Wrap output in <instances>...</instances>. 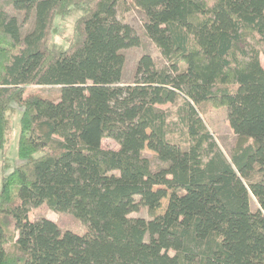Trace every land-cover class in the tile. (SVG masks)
I'll return each instance as SVG.
<instances>
[{
  "label": "trees",
  "instance_id": "obj_1",
  "mask_svg": "<svg viewBox=\"0 0 264 264\" xmlns=\"http://www.w3.org/2000/svg\"><path fill=\"white\" fill-rule=\"evenodd\" d=\"M9 4L33 25L0 5V264H264V0ZM130 9L166 65L145 54L123 84V50L141 45L119 18ZM58 18L74 19L67 47ZM213 107L237 136L230 156ZM42 205L83 232L32 221ZM143 208L151 219L131 217Z\"/></svg>",
  "mask_w": 264,
  "mask_h": 264
},
{
  "label": "rangeland",
  "instance_id": "obj_2",
  "mask_svg": "<svg viewBox=\"0 0 264 264\" xmlns=\"http://www.w3.org/2000/svg\"><path fill=\"white\" fill-rule=\"evenodd\" d=\"M10 0H0V5L4 7L10 14L16 16L23 26V32H28L33 25V18L25 20V15L22 12H15L10 4ZM119 18L129 24L134 30L137 32L139 37L141 38V45L139 47H131L123 50V54L125 56V65L123 72V84H133L134 76L136 72V68L140 58L148 54L150 55L157 68H162L166 65V61L161 56L160 52L153 44V42L146 35L144 29L145 16L138 12L135 9H130L129 11L119 10ZM55 31L52 37L53 45L60 47H67L69 43V39L72 36L74 30V19H63L58 18L55 24ZM261 64L264 67V54L261 55ZM34 90L43 91L46 94L57 91V88L45 87L39 88L35 87ZM160 109L165 111H169L170 109H175V105L165 104L159 105ZM21 115V110L17 112V114L13 117V126L14 131L12 133V144L9 153V163L11 167L15 166V164L20 163L17 155V140L19 134V118ZM207 124L209 130L212 135L215 137L217 143L223 152L230 156L231 150L234 148L237 142V136L231 128L229 121L226 116V111L222 108L213 107L207 117ZM106 145L118 149V145L111 140H106ZM144 154L148 157L155 158V153L146 149ZM156 164H158L156 162ZM9 172V171H8ZM2 175V157L0 156V176ZM0 191H1V182H0ZM169 204V197L163 199L161 208L156 212L158 215L164 214ZM133 218H145L147 220L151 219V215L149 214L146 208H143L139 212H134L131 214ZM41 218H48L59 225L61 230H74L77 232H83V227L81 223L71 214L69 213H55L50 210L46 205H42L38 208H35L30 213V219L32 221L39 220Z\"/></svg>",
  "mask_w": 264,
  "mask_h": 264
}]
</instances>
